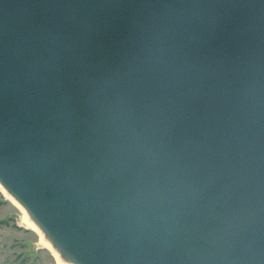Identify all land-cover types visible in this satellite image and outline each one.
I'll list each match as a JSON object with an SVG mask.
<instances>
[{
  "label": "water",
  "instance_id": "water-1",
  "mask_svg": "<svg viewBox=\"0 0 264 264\" xmlns=\"http://www.w3.org/2000/svg\"><path fill=\"white\" fill-rule=\"evenodd\" d=\"M0 182L75 264H264V0H0Z\"/></svg>",
  "mask_w": 264,
  "mask_h": 264
},
{
  "label": "rangeland",
  "instance_id": "rangeland-1",
  "mask_svg": "<svg viewBox=\"0 0 264 264\" xmlns=\"http://www.w3.org/2000/svg\"><path fill=\"white\" fill-rule=\"evenodd\" d=\"M22 210L0 190V264H57Z\"/></svg>",
  "mask_w": 264,
  "mask_h": 264
},
{
  "label": "bare ground",
  "instance_id": "bare-ground-1",
  "mask_svg": "<svg viewBox=\"0 0 264 264\" xmlns=\"http://www.w3.org/2000/svg\"><path fill=\"white\" fill-rule=\"evenodd\" d=\"M0 190L7 196L8 199H10L14 204H16L22 210L23 216L29 225L28 227L31 228L35 233H37L40 236V241L43 243L45 247H47L50 250L57 264H75L72 261L67 260L62 256L61 252L57 249V247H55V245L47 237L46 233L30 216L27 209L4 187V185L1 182H0Z\"/></svg>",
  "mask_w": 264,
  "mask_h": 264
}]
</instances>
